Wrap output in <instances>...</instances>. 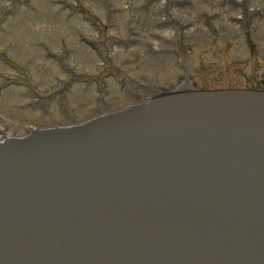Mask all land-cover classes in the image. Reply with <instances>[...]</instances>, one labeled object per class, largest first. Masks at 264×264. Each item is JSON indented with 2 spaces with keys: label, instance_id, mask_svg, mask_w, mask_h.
<instances>
[{
  "label": "water",
  "instance_id": "water-1",
  "mask_svg": "<svg viewBox=\"0 0 264 264\" xmlns=\"http://www.w3.org/2000/svg\"><path fill=\"white\" fill-rule=\"evenodd\" d=\"M185 94L187 99L168 95L134 109L135 127L146 137L134 131L109 138L105 122L96 121L79 135L90 141L84 148L39 151L34 158L30 151L22 154L25 143L0 145V264H264V220L252 214L254 206L264 214V182L246 186L242 175L250 170L239 167L248 149L264 138V92ZM219 131L226 142L215 136ZM201 133L208 137L202 140ZM204 143L226 149L216 154ZM105 146L108 151L101 152ZM261 148L264 157V144ZM196 159L204 166L201 171ZM56 163L65 171L56 170L60 179L53 175ZM175 164L183 168L173 170ZM217 165L224 170L215 171ZM223 178L228 184L219 187ZM26 180L36 193L18 200L15 188ZM144 180L155 187L175 180L196 186L189 194L191 222L171 224L142 239L131 216L110 212L120 199L135 200ZM137 186L138 191L128 192Z\"/></svg>",
  "mask_w": 264,
  "mask_h": 264
},
{
  "label": "rangeland",
  "instance_id": "rangeland-1",
  "mask_svg": "<svg viewBox=\"0 0 264 264\" xmlns=\"http://www.w3.org/2000/svg\"><path fill=\"white\" fill-rule=\"evenodd\" d=\"M107 71L124 89L82 82ZM184 75L197 88L256 87L264 0H0V138L141 103Z\"/></svg>",
  "mask_w": 264,
  "mask_h": 264
}]
</instances>
